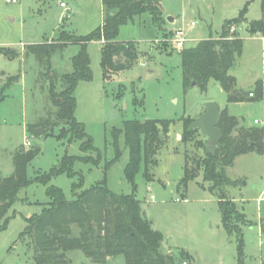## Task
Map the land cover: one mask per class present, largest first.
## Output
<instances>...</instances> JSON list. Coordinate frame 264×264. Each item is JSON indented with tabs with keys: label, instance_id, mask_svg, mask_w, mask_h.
<instances>
[{
	"label": "rangeland",
	"instance_id": "rangeland-1",
	"mask_svg": "<svg viewBox=\"0 0 264 264\" xmlns=\"http://www.w3.org/2000/svg\"><path fill=\"white\" fill-rule=\"evenodd\" d=\"M62 3L66 8H61ZM260 3L261 0H162L163 30L148 13L120 28L117 41L135 42L140 59L110 81L102 75L101 42L89 43L94 78L80 83L76 90L75 118L94 141L95 151L83 153L82 141H68V126L60 124L45 131L37 125L42 119L55 122L57 107L50 96L51 85L56 93L61 91V77L73 71L72 57L80 46L71 44L58 51L50 70L28 47L58 42L61 35L85 37L100 28L105 14L102 0H0V176L9 178L15 174L14 156L26 141L31 143L29 148L40 149L28 166V178L33 182L19 192L8 213V226L0 232V264H35L31 239L21 235L27 219L40 214L50 202L47 186L35 179L58 166L64 156L76 158L72 166L76 175L56 176L50 185L62 189L69 201L77 198L72 186L80 179L83 187L79 193L97 185L119 195L134 193L154 230L164 237L163 253L178 255L183 251L189 256V264H239V238L225 229L219 200L223 197L235 203L246 219L240 224L243 264H264V200L257 201L264 199V154L255 150L237 157L233 166L225 169L231 183L211 192V184L203 180L202 167L208 138L199 130L183 137V121L200 117L207 101L214 102L221 111L228 108V114L239 121V128H255V120L264 122L263 97L258 102L248 97L247 102L229 104L226 92L213 80L206 91L192 84L185 87L180 49L171 40L178 29L187 32L186 47L216 39L225 22L238 17L248 5L245 23L230 28V34L236 33L244 40V48L229 72L236 78V88L254 92L258 81L264 87V36L249 32V23L262 19ZM168 17L176 21L169 22ZM192 22L196 27L190 29ZM49 71L51 76L55 74L52 81ZM128 120L169 123L166 127L158 124L163 144L150 160L148 172L153 181L147 180L143 158L136 190L124 173L130 160L125 140L120 136V158L116 160L112 134ZM31 125L33 132L28 131ZM62 128L63 139L59 138ZM88 156L98 164L81 160ZM186 156L191 178L187 186ZM68 259L70 264H96L80 251L69 253ZM107 264L126 262L124 257H116L109 258Z\"/></svg>",
	"mask_w": 264,
	"mask_h": 264
},
{
	"label": "trees",
	"instance_id": "trees-1",
	"mask_svg": "<svg viewBox=\"0 0 264 264\" xmlns=\"http://www.w3.org/2000/svg\"><path fill=\"white\" fill-rule=\"evenodd\" d=\"M104 19L101 27L85 37L61 35L58 42L30 45L28 50L35 55L40 64L44 62L51 68V60L58 51H64L71 44H78L80 51L72 57L73 71L61 77L62 89L59 93L51 85L50 96L57 107L55 122L51 119H42L37 125L45 131L54 129L62 124L68 126L66 132L69 140L82 141L83 153L95 151L94 141L85 132V127L75 118L77 111L76 90L80 83L90 82L94 75L91 70V59L88 54V45L93 41L101 42L100 51L102 75L105 81L127 69H131L140 59L137 44L134 42L117 41L120 28L135 17L151 14L154 24L163 30L162 0H102ZM262 19L249 23L251 35L264 36V0H261ZM248 5L238 17L225 22L220 37L200 41L194 47H184L179 55L182 57V73L184 86L189 87L196 83L206 91L210 81L218 82L227 94L229 104L249 101L250 93H254L250 101L258 102L263 97V82L255 84L254 92L245 93L236 88V78L230 75L237 58L241 57L244 40L236 33L230 34L232 25L243 24L246 20ZM2 51V50H1ZM52 81L55 74H47ZM195 120L185 119L184 134L186 139L192 131L189 127ZM219 128L222 131V141L214 152L206 151L202 162L204 171L203 180L211 184L210 191L214 192L224 185L231 183L226 175V168L232 167L236 158L247 155L252 151L264 154V130L256 126L251 129L239 128V121L228 114V110L221 111ZM162 123V122H161ZM158 121L141 122L128 120L123 127L113 130L115 140L116 160L120 158L119 138L123 136L125 146L129 151L130 160L124 173L127 181L135 189V180L141 167L143 158L146 164V177L149 182V164L151 158L162 147L159 139L160 129ZM165 127L169 123H162ZM169 128V127H168ZM166 128V133L168 132ZM33 132L34 126L28 127ZM237 131V135L233 133ZM52 133V132H51ZM165 133V134H166ZM53 135V134H51ZM50 135V136H51ZM59 138H65V128H62ZM38 148H20L14 156L15 174L9 178L0 176V232L5 230L9 223L8 213L17 201L19 192L28 187L33 180L28 178V166L39 155ZM76 158L64 156L60 164L49 173L41 174L35 182L47 186L46 193L50 202L42 212L27 219V226L21 237H28L34 247L35 264H70L68 254L80 251L89 260L96 264H107L109 258L124 257L126 264H182L189 261L187 253L180 251L178 255L163 253L164 237L161 232L154 230L151 221L143 217L141 201L135 194H116L106 186H93L88 190L78 191L83 187V180L73 184L77 198L69 201L62 189L50 185L54 177L66 174L69 178L75 177L72 171ZM85 162L93 161V157L81 159ZM186 176L184 185L191 181L186 156ZM136 190V189H135ZM220 209L223 225L229 234H236L239 238L240 262L243 264V239L240 224L246 223L243 213L235 203L220 197Z\"/></svg>",
	"mask_w": 264,
	"mask_h": 264
},
{
	"label": "water",
	"instance_id": "water-1",
	"mask_svg": "<svg viewBox=\"0 0 264 264\" xmlns=\"http://www.w3.org/2000/svg\"><path fill=\"white\" fill-rule=\"evenodd\" d=\"M169 22H173L172 17H168ZM193 87H196V83L192 84ZM206 110L198 117L189 127V129H198L201 134L208 138L206 143V151L214 152L221 145L222 141V131L219 128L221 120V110L212 101H207L205 104ZM39 134L43 133V130H38ZM143 217H146V213H142Z\"/></svg>",
	"mask_w": 264,
	"mask_h": 264
},
{
	"label": "built area",
	"instance_id": "built-area-1",
	"mask_svg": "<svg viewBox=\"0 0 264 264\" xmlns=\"http://www.w3.org/2000/svg\"><path fill=\"white\" fill-rule=\"evenodd\" d=\"M164 1V0H163ZM7 3H15L16 0H6ZM61 8H66V5L64 3L61 4ZM196 27V23L191 24L190 29H193ZM172 43L173 45L177 48V49H183L184 47H186V43H187V32L185 31V29H178L176 31L173 32L172 35ZM102 43H105L104 39H101ZM254 93H250V97H253ZM263 100H264V93H263ZM264 103V101H263ZM255 126L258 127H263L264 128V122H261L259 120H255L254 122ZM31 146V143L29 141H26L25 143V147L29 148ZM264 199L263 198H259L257 201L259 203H261ZM182 264H189L188 262H183Z\"/></svg>",
	"mask_w": 264,
	"mask_h": 264
},
{
	"label": "crops",
	"instance_id": "crops-1",
	"mask_svg": "<svg viewBox=\"0 0 264 264\" xmlns=\"http://www.w3.org/2000/svg\"><path fill=\"white\" fill-rule=\"evenodd\" d=\"M174 21H176V19L174 18ZM101 44H103L102 42H101ZM228 111H229V109L228 108H226Z\"/></svg>",
	"mask_w": 264,
	"mask_h": 264
}]
</instances>
